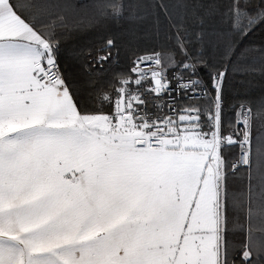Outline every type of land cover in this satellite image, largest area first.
I'll return each instance as SVG.
<instances>
[{"label":"snow or ice","instance_id":"6c2138e0","mask_svg":"<svg viewBox=\"0 0 264 264\" xmlns=\"http://www.w3.org/2000/svg\"><path fill=\"white\" fill-rule=\"evenodd\" d=\"M122 20L171 45L107 35L70 83ZM258 33L264 0H0V264H264V95L226 96Z\"/></svg>","mask_w":264,"mask_h":264},{"label":"trees","instance_id":"16d2710c","mask_svg":"<svg viewBox=\"0 0 264 264\" xmlns=\"http://www.w3.org/2000/svg\"><path fill=\"white\" fill-rule=\"evenodd\" d=\"M113 36L120 46L121 64L120 68L127 69V57L131 54V48L143 53L153 49H159L164 46L165 49L171 45V41L165 39L161 34L157 37L151 30V24L148 21H137L135 23L122 20L119 23H110L106 29L86 30L75 33L67 38L61 47L60 63L64 71L66 79L70 83H74L81 79L79 72L80 58L77 53L80 49L97 47L105 36ZM252 41L259 44L264 41V35L257 34L252 38ZM131 42V48L129 47ZM166 59V57H165ZM79 95L82 99L87 100L84 90H79ZM264 95V74L259 72L249 74H230L226 83V96L228 103L248 97H259ZM178 103H187L183 99L178 100ZM107 111V109H105ZM229 116L232 117L231 109L227 110ZM237 153L239 149H234ZM241 177L238 174L236 177H230L229 185L234 186L239 183ZM231 244H238L239 238L229 236Z\"/></svg>","mask_w":264,"mask_h":264}]
</instances>
